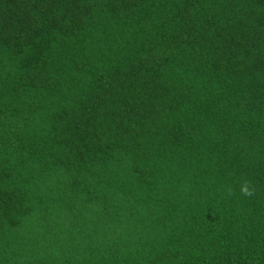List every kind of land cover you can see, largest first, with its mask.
<instances>
[{
	"label": "trees",
	"instance_id": "obj_1",
	"mask_svg": "<svg viewBox=\"0 0 264 264\" xmlns=\"http://www.w3.org/2000/svg\"><path fill=\"white\" fill-rule=\"evenodd\" d=\"M0 264H264V0H0Z\"/></svg>",
	"mask_w": 264,
	"mask_h": 264
},
{
	"label": "clouds",
	"instance_id": "obj_2",
	"mask_svg": "<svg viewBox=\"0 0 264 264\" xmlns=\"http://www.w3.org/2000/svg\"><path fill=\"white\" fill-rule=\"evenodd\" d=\"M231 191V190H229ZM241 192L245 195V196H253V190L251 189L250 185H248L247 183L243 184L241 187Z\"/></svg>",
	"mask_w": 264,
	"mask_h": 264
}]
</instances>
